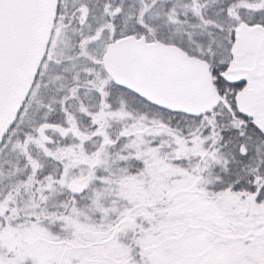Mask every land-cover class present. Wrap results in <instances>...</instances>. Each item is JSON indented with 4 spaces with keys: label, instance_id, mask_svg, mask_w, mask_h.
Masks as SVG:
<instances>
[{
    "label": "snow or ice",
    "instance_id": "obj_1",
    "mask_svg": "<svg viewBox=\"0 0 264 264\" xmlns=\"http://www.w3.org/2000/svg\"><path fill=\"white\" fill-rule=\"evenodd\" d=\"M0 264H264V0H0Z\"/></svg>",
    "mask_w": 264,
    "mask_h": 264
}]
</instances>
